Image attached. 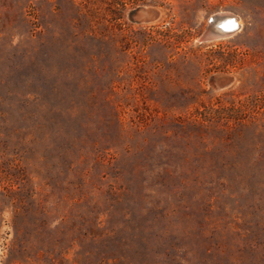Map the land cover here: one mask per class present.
Wrapping results in <instances>:
<instances>
[{
    "label": "rangeland",
    "instance_id": "1",
    "mask_svg": "<svg viewBox=\"0 0 264 264\" xmlns=\"http://www.w3.org/2000/svg\"><path fill=\"white\" fill-rule=\"evenodd\" d=\"M0 264H264V0H0Z\"/></svg>",
    "mask_w": 264,
    "mask_h": 264
},
{
    "label": "bare ground",
    "instance_id": "2",
    "mask_svg": "<svg viewBox=\"0 0 264 264\" xmlns=\"http://www.w3.org/2000/svg\"><path fill=\"white\" fill-rule=\"evenodd\" d=\"M227 14H223L220 17L219 16H212V22L209 23V27L204 32V37L207 38V40H211L214 37H220L225 36L227 34H230L234 32L237 28L240 27V22L237 20L236 17L232 18L233 16L227 18ZM226 21L221 24L223 20Z\"/></svg>",
    "mask_w": 264,
    "mask_h": 264
},
{
    "label": "water",
    "instance_id": "3",
    "mask_svg": "<svg viewBox=\"0 0 264 264\" xmlns=\"http://www.w3.org/2000/svg\"><path fill=\"white\" fill-rule=\"evenodd\" d=\"M137 17L139 19H142V20H145V21H150V20H152L155 17V11L150 9V8H143V9L138 11ZM211 22H212V18L209 19V23H211ZM200 41H207V38L204 37V33L200 37Z\"/></svg>",
    "mask_w": 264,
    "mask_h": 264
}]
</instances>
